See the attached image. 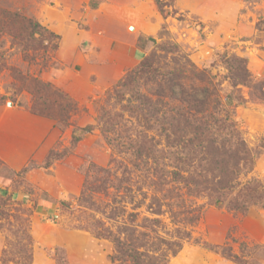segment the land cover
<instances>
[{"label":"rangeland","instance_id":"374dc122","mask_svg":"<svg viewBox=\"0 0 264 264\" xmlns=\"http://www.w3.org/2000/svg\"><path fill=\"white\" fill-rule=\"evenodd\" d=\"M171 10L164 19L154 0H0V264H133L117 260L115 239L153 264H264V207L243 214L190 196L173 178L172 113L162 110L177 107L168 85L207 90L206 113L229 112L254 153L239 180L264 186V0H176ZM149 57L156 75L114 98ZM241 60L249 82L235 88ZM89 125L74 146L73 130Z\"/></svg>","mask_w":264,"mask_h":264},{"label":"trees","instance_id":"16d2710c","mask_svg":"<svg viewBox=\"0 0 264 264\" xmlns=\"http://www.w3.org/2000/svg\"><path fill=\"white\" fill-rule=\"evenodd\" d=\"M154 1L164 19L171 16V8L174 6L176 0ZM31 26L34 34H41L42 27L38 23H31ZM240 64L243 74H236L233 86L235 88L239 84L249 82L246 62L241 60ZM192 72L189 71L188 73ZM147 73H149L148 75H152L150 73H155L156 75V68H154V62L151 57L146 58L136 71L130 73L118 85V91H115L114 98H122L121 90L127 89L137 78ZM186 74H179V77L175 74L174 78H167L164 81L170 84L177 78H186ZM195 75L196 73L193 72L191 76ZM203 77L199 76L198 81L204 82L205 77ZM168 86V91L172 93L170 100L177 102V107H174V110L162 109L164 112H171L173 114H171V121L166 123L168 127H165L164 133L168 146L176 149L174 157L177 161V170L173 173L174 180L184 183L190 196L210 197L213 205L223 206L228 200L227 206L235 212L246 214L252 205L264 207V186L260 185L259 181L254 178L245 184H242L241 180H239L243 172L253 170L255 157L253 151L244 141L242 137L243 133L239 129L237 122L231 120L229 112H224L222 114L224 117L221 116L220 112H218L217 116L206 113L208 112V98L207 90L204 91V88L199 89L192 84L191 91H188V87L181 83L177 84L178 90H175L172 86ZM198 91L204 92L205 95L202 99L198 98ZM156 95L159 98L166 97L164 92ZM64 99L68 100V96L65 95ZM227 99L229 105H233L232 100L234 98L232 94H229ZM161 105L165 107L168 104L162 100ZM67 106L66 103L64 111L67 109ZM62 114L50 117L57 120L64 117ZM118 119L123 120L119 114ZM98 120L102 133L109 138V130L106 128L109 117L106 115V112H101ZM92 131L93 127L90 125L75 128L72 133V144L74 146L77 145L85 135ZM51 158L52 155L49 156L48 165L51 163ZM231 166L232 172L228 169ZM27 171L28 169L25 168L18 175H22ZM233 174L237 177L233 176ZM238 186L243 187L238 190L235 196H232L235 193L233 191ZM230 196L232 198H229ZM0 201L6 203L8 200L0 198ZM61 203L63 207L70 208L65 201ZM194 218L198 220L196 216ZM115 241L120 253L117 260L124 262V258H129L133 264H153L148 258V251L141 252L132 245L125 244L120 239H115ZM175 245L179 246L177 243ZM176 253L175 251L174 254ZM58 262L59 264H66L65 261L63 263L61 261Z\"/></svg>","mask_w":264,"mask_h":264},{"label":"crops","instance_id":"0c3cea01","mask_svg":"<svg viewBox=\"0 0 264 264\" xmlns=\"http://www.w3.org/2000/svg\"><path fill=\"white\" fill-rule=\"evenodd\" d=\"M140 52H138V54H139ZM141 53H142V51H141Z\"/></svg>","mask_w":264,"mask_h":264}]
</instances>
